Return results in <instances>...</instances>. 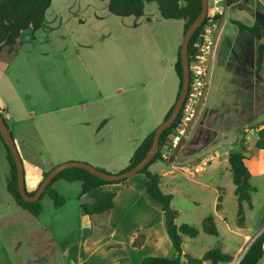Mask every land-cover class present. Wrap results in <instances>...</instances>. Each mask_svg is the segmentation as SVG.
Masks as SVG:
<instances>
[{
    "label": "rangeland",
    "instance_id": "rangeland-1",
    "mask_svg": "<svg viewBox=\"0 0 264 264\" xmlns=\"http://www.w3.org/2000/svg\"><path fill=\"white\" fill-rule=\"evenodd\" d=\"M59 1L64 3H58ZM93 1L97 4L93 5L95 3L90 0H53L52 6L57 12L60 9L70 13L75 10L76 14L78 12L85 19L89 17L85 14H91V8L88 12L83 11L87 2L93 3L91 7L94 9L98 4L102 8L104 6L102 0ZM223 2L221 0L219 4L221 9ZM107 4L108 1H105L102 15L104 21L100 23L91 25L88 21L81 27L77 23L59 24L56 29L60 30L55 38L37 34L35 40L32 39L20 48L22 59L4 75L0 84V97L8 107L12 105L14 110L10 108V115L14 119H21L22 116L15 114V108L19 105L26 106L27 103L31 107L29 109L36 111L33 112L35 120L17 124L18 130L0 105L23 162L31 156L38 163L40 158L48 169L65 162H84L109 174H119L130 165L135 138L148 137L158 128L168 99L178 82L171 64L182 45L184 22L162 18L157 4L152 3L145 9V16L150 21L132 18L128 23L125 18L110 14ZM214 6L210 2V8ZM68 12H60V15L68 19ZM223 20L224 25L222 24L214 51V69L216 67L218 72L223 69L226 64L224 59L228 58L230 65L242 72L235 74L233 86V93L237 96L235 101L239 100L228 102L227 111L222 115L230 112V116L236 119L238 107L242 111L247 102L241 100L242 95L251 99L256 95V100L253 99L251 105L246 104V109L254 111L257 120L260 116L264 117V64L260 72L256 64L259 42L249 33L242 32L232 21L250 27L260 23L264 34V0H240L237 7L223 14ZM54 21L53 15L48 21L49 25L53 26ZM105 23L109 25L106 29L99 26ZM220 24L221 21L216 24L215 32ZM67 32L70 33L67 35ZM24 34L27 36V33ZM27 54L34 56L28 59ZM57 54H64V58ZM11 59L12 56L8 53L0 55V74L6 72ZM226 79H222L225 85H222L223 89L229 83ZM56 84L60 86L62 104L51 98L55 93L52 86ZM73 85H77L79 90ZM222 94L225 95L224 92ZM93 100L94 103L90 104L89 101ZM40 111H50L51 115L48 119L43 118L37 114ZM136 118L139 131L130 123V120ZM215 119L207 120L201 131L205 140H215L210 148L219 144L222 147L224 142ZM256 120L248 122L240 119L239 146L245 139L242 135L246 129L264 126V122L256 125ZM34 122L40 125V130L31 127ZM224 125L229 126V123L224 122ZM94 130L109 134L111 138L107 142H115L114 147L109 145L110 148L96 151L95 154V150H89L91 144L99 142V139L92 140ZM191 131L188 137L195 136L197 132L195 129ZM252 138L249 137L250 155L252 148H255ZM202 143L199 134L196 136L193 154L179 157L176 161L179 168L185 167L183 171L189 174L188 177L180 171L162 180L163 192L174 196L172 208L180 213L176 224H187L200 232L197 238H184L185 264H188L189 257L202 258L215 247H221L225 254L236 260L252 241L253 237L246 242L245 235H253L264 218V175L259 174L263 167L255 161L254 155L251 158L255 171L253 183L257 193L253 196L254 208L245 210V228L237 224L238 201L228 164H225L227 171H221L224 210L222 215L217 213L215 189L219 186L216 181L202 179L206 167L213 162L211 157L202 159L208 154ZM31 152L43 153L44 159ZM169 156L170 154L167 158ZM194 158L198 163L193 167L191 162ZM102 159L106 161V165L110 163L121 170H105L102 168ZM152 172L160 173L159 167ZM10 175L7 151L0 140L2 264H140L146 257H177L166 231L165 214L161 205L148 196L147 178L144 174L140 173L121 183L135 192V199L125 193L118 194L114 210L92 216L91 219L86 217L82 205L90 204L92 200L88 195L81 196L80 182L71 185L61 181L58 192L65 197V206L56 209L53 200L45 196L41 201L42 214L34 217L22 210L9 194L7 183ZM206 181L210 189L205 187ZM171 183L175 186H169ZM208 216L215 218L219 236L204 233L203 222ZM113 235L125 240L126 245L118 246L115 241L111 243L109 239ZM132 241H135L134 245H131Z\"/></svg>",
    "mask_w": 264,
    "mask_h": 264
},
{
    "label": "trees",
    "instance_id": "trees-1",
    "mask_svg": "<svg viewBox=\"0 0 264 264\" xmlns=\"http://www.w3.org/2000/svg\"><path fill=\"white\" fill-rule=\"evenodd\" d=\"M109 12L121 18L135 17L141 18L145 14V9L148 4L155 3L161 16L166 20H179L184 22V35L193 22L198 18L202 12V0H108ZM238 1V0H233ZM53 0H0V55L8 53V55L15 57L22 46V34L28 30L38 32L44 25L47 11L52 5ZM223 18V14H219L213 18V23H219ZM209 18H206L203 25L197 30L191 40L189 46L190 63L196 54L195 45L199 41L201 34L208 25ZM232 24L237 26L241 31L247 32L257 39L259 42L257 49L256 64L258 71L263 70L264 64V34L260 23L254 26H247L238 21H232ZM176 72L180 78V88L178 97L180 95L183 85V68L181 57L179 53V60L176 64ZM177 97V99H178ZM174 106L168 113L166 119L173 112ZM1 111V109H0ZM182 119V112L177 121L169 127L161 137V145H164L170 135L174 134ZM10 130V129H9ZM256 131L258 140L256 148L264 152V126H257ZM13 135V133L11 132ZM155 131H153L135 151L129 167L123 172L130 170L137 166L146 156L153 145ZM0 140L7 151L8 161L11 166V175L8 179L7 190L14 198L16 204L24 211L29 212L34 217H39L43 212V205L41 203L45 196L51 198L56 209L65 206L66 199L54 187L55 183L63 180L66 182H80L82 185L81 196H92L93 202L91 204L82 205V210L87 216H95L111 212L116 206V194L114 192H102L101 188L107 185H118L122 182L110 183L101 180L90 172L80 169L71 168L61 172L53 183L47 188L41 200L35 203L26 202L20 195L18 188V176L14 157L6 144L3 142L0 135ZM247 151L246 139L240 143L239 149L230 153L229 164L231 167L233 184L235 186V195L238 201V220L239 227L245 226V206L250 210L254 208L253 196L257 193V188L251 183L252 174L246 166L245 153ZM157 162H166L164 156L158 153L154 160L146 167L141 174L146 175V191L148 196L156 203L160 204L166 218V231L173 247L177 253V257L171 259L167 257H146L140 264H185L183 261L184 254V237L197 238L200 234L199 230L193 226L183 224L177 225L176 219L180 213L172 208L174 196L172 194L164 193L162 190V177L150 171V167ZM50 172V171H49ZM49 172L43 174V178ZM34 195L35 192H28ZM222 197L219 198L217 209L221 210ZM264 224V218L262 220ZM203 231L210 236H219L218 227L213 216H208L203 222ZM264 231L251 244L240 264H264ZM234 258L225 254L221 247H215L206 252L202 258L189 257L188 264H204L210 262L212 264H229ZM125 264V263H122Z\"/></svg>",
    "mask_w": 264,
    "mask_h": 264
},
{
    "label": "crops",
    "instance_id": "crops-1",
    "mask_svg": "<svg viewBox=\"0 0 264 264\" xmlns=\"http://www.w3.org/2000/svg\"><path fill=\"white\" fill-rule=\"evenodd\" d=\"M90 1L95 3L93 0H90ZM105 1H108V0H102L103 5H104L103 8H102L101 4H98L96 6L97 8L95 7V9H94L91 7V5L93 3H88V2H87V6L86 5L83 6V11H85V12H88V10L91 8V11L89 12L91 14H88V13L85 14L86 16H89V17L85 18V19H87L86 21H85L84 17H81L80 15H78V12L76 14L75 10H72V12L70 13V12H68V10L60 9L57 12L56 10H54V8H53L54 5L52 2L53 6L51 5V7L49 8V11H47L48 16L46 15V20H45L43 27L38 32H33L32 30H28V31L24 32V33H27V36L24 33H23L24 35L22 34V37H21L22 46L24 44L30 42L32 39L35 40L37 34H44V35L52 36V38H55V34H58L59 30H60V29H56L59 24L62 26L63 24H66V23L67 24L73 23L74 25H75V23H77L79 25V27H81V26L85 25L88 21L91 22V25H93L94 23L97 24V23L104 21V19H102V15H103V10L105 9ZM58 3H64V1H59ZM239 3H240V0H238V1L228 0L227 7H225L224 2H223L222 13L225 14L226 12H228L229 9H233V8L237 7V5ZM96 4L97 3H95L93 5H96ZM108 4H109V1H108ZM108 4H107V8H108ZM98 9H99V11H98ZM66 11L68 13H70V15L68 16V19H65L63 15H60V12H66ZM53 15L55 17V21L53 22L54 25L50 26L48 21L50 20L51 17H53ZM132 18H135V17H128L125 19L129 23ZM141 18H142V20H138V21H144L145 22V21L151 20L150 18L148 19V17L145 16V14ZM136 19H140V18H136ZM222 21H223V25H224L223 18L221 20V23H222ZM99 26L104 28V29H106V26L109 27V25H107L106 23L103 25H99ZM30 31L32 32V34H29ZM69 33L70 32H67V35ZM183 38H184V30H183L182 44H183ZM181 47H182V45L179 46L176 55H174V57H173V63L171 64V67L174 68L175 71H176V64L179 60V53L181 51ZM27 55H28V59L31 58L32 56H34V54H27ZM57 55H59V57H61V58H64V54H57ZM20 58L21 57H20V51H19V53L15 57H13L11 59V61L8 63L9 65L6 68V72L3 74H0V84L3 81L4 75H7L12 70V67L17 65L18 60ZM224 60L226 61V64L223 65L224 68L221 69L219 72L217 71L218 69L216 67L214 69V66L212 64L213 68H211L210 82H209V86L207 88V94L205 97L203 108L201 109V112L198 115V118H197V120H196V122L192 128V131L194 129L197 131L195 133V136L192 135L191 137L186 138V141L183 144L180 152L178 153L177 156H175V158L172 161L170 160V156H169V158H165L166 162H157L150 167L151 172L154 168L159 167L160 173H155V172H153V173L161 176L162 180H163V178H165V177L167 178L168 176L175 175V173H178L180 171L184 175L187 176L188 173L183 171V168H185V167L179 168V166L176 164L177 163L176 161L179 157L184 158L186 156L193 154L192 151L194 149V144H196V136L200 134V138L202 139V142H203L202 146L207 148L206 150H208V152L206 151L208 154L205 157H203L202 159L206 160V158H208V157H211L213 159L212 160L213 162L209 163L208 166L206 167V170L203 172V173H205V176H202L203 177L202 179H206V180L211 179L212 181H216V184H218L217 186H219V187L215 189V193H216L215 194V200L218 201V203H219L220 197H222V201L224 200V195H223L224 193H222L223 192L222 190L224 188V187L222 188V182H223L222 176L223 175H222L221 171L226 172L227 169H226L225 164H228L229 165L228 171H230V173L232 175L231 167L229 164V156H230V153L232 151L239 149V141L241 138V135L239 133L240 119L243 118L244 121H248V122L256 120L254 111H250V110L246 109V107H247L246 104L251 105V101L253 99L256 100L255 99L256 95L253 97V99L247 98V96L245 94L242 95L241 100L244 102L247 100V102L245 103V107L243 108L242 111L239 108L240 106L238 107V113L236 114V116H237L236 119H233V117L230 116L231 115L230 112H228V114L226 113V115H222V114H224L225 111H227L226 106H227L228 102H238V100H239V99H237V101H235L236 94L233 93L234 92L233 86H234V81H235V77L237 75V72L239 74H241V72H242L241 69H236L237 67L236 68L232 67L230 65V63L227 61L228 58H226ZM212 69H213V72H212ZM176 74H177V72H176ZM224 76H226L225 78H227L226 81L227 82L229 81V83H227V88H225V89L222 88V85H223L222 79L225 80V78H223ZM228 76H229V78H228ZM73 86L77 90H79L77 85H73ZM223 86H225V85H223ZM59 88H60V86L58 84H56L55 86H52V89H54L55 93L52 94L51 98H52V100H55V101L60 102L62 104L63 98L61 97L62 93L60 92ZM179 88H180V78L178 77L177 85H175V87L173 88V93H171V95H172L171 98L169 97V99H168V104H167V107L165 109L166 111L163 114V118L161 119V121L158 123L157 126H159L166 119L168 113L170 112L172 107L175 105V103L177 101L178 93H179ZM44 91H46V89H44ZM223 92L225 93V95L222 94ZM236 98H237V96H236ZM94 101L95 100H93V102L89 101V103L93 104ZM0 105L2 106V111L7 114V117L9 120L13 121V126L16 128H17V124H20V123H23L26 121L30 122V121L35 120L36 116L33 114V112H36V111L33 109H29L31 107L28 106V103L26 104V106L25 105H19L18 108H15V114H19L20 116H22L21 119L20 118L14 119L13 115L12 116L10 115V110L11 109L14 110V109H13L11 104L8 107L4 103V101L2 100L1 97H0ZM38 113H39V115H42L43 118H46V119H48V117L51 115L50 111H47V112L44 111L42 113L40 111V112H37V114ZM216 116H218V117L216 118ZM137 119L138 118H136L134 120H130V123L132 124L131 126L134 127L136 131H139V130H137V129H139L138 128L139 124H138V122H136ZM210 119H213V120L215 119L216 126L217 125L219 126V130L222 133V140L224 141L222 143L223 144L222 147H220L221 144H219L216 147L210 148L211 144L213 142H215V140L214 139H212L214 141H211L210 139L205 140V137H203V132H201V131L204 130L203 126H206L207 120H210ZM256 121H257L256 125H259L260 123L264 122V117L260 116ZM224 122H226V124L229 123V126L224 125ZM38 125L39 124H37V123L35 124V122H34V124H32L31 127H33V129L35 128L36 130H40V127H39L40 125L39 126ZM156 129H157V127H156ZM155 130H153V131H155ZM93 134H94L93 138L91 135L92 140L99 139V142H95L94 144L90 145L91 147L89 150H95L94 154L96 153V151L100 152V150L101 151L105 150L104 148H107V147L110 148L109 145L114 147L115 142L114 143L113 142L112 143L107 142V139L111 138V136H109V134H105V133H102V132H99L96 130L93 131ZM243 136L245 137L246 143H247V151L245 153V156H246L245 163H246V166L248 167V169L250 170V172L252 174L251 183L253 184V186H255L253 183V179L255 177V171L253 169L254 163H253V158H251V157H252V155H254L256 157L255 161L258 162L263 167L262 172H260L259 174L264 175V152L262 150H259L256 148V142L258 140V134H257L256 129H254V128L246 129L245 133H244V135H242V137ZM250 136L253 137L252 143L255 146V148H252V151H251L252 154L251 155L248 152L249 149L251 148L250 147L251 144L249 142ZM137 138L138 137L135 138V141H134L135 143H133L134 153L147 137H143V139H137ZM91 152H93V151H91ZM194 153H196V152H194ZM31 154L32 155H38L44 159L43 153L31 152ZM198 159H200V158H198ZM197 161L198 160L194 158V161L192 160L191 165L194 167L195 164L198 163ZM101 162H102L101 164H103L102 168H104L105 170L114 171V172H118V170H121L120 167L114 166L110 163L108 165H106V161L104 159H102ZM24 164H25V170H26V188H27V190H30L28 192H35V191H37L38 187L40 186L41 182L43 181V174L45 172L51 171L53 169V167L48 169L46 167V163L44 162V160H41L40 158H39L38 163H35V161H33V158H31V156L28 157L26 159V161H24ZM201 175H202V173H201ZM173 179H174V177H173ZM61 181H63V180L56 182L54 185V187H55V189H57V191H59L58 190V184ZM68 183H70V182H68ZM74 183H76V182H72L70 184L72 185ZM169 186L173 187L175 185L173 183H171ZM205 187L208 189L211 188L209 186L208 182L205 183ZM235 189L236 188L234 186V193H235ZM81 190H82V188H81ZM101 191L102 192H114L116 194V199H117L118 194H122V193L127 194L128 197L133 198V199H135V196H136L134 194L135 193L134 191H131V189L129 187L122 185V184L107 185V186L102 187ZM88 196L90 197V199L93 202L92 197L90 195H88ZM218 203H217V205H218ZM217 205H216V211H217V213L222 215L224 208L222 207L221 210H218ZM221 205H222V202H221ZM246 209H249L247 205L245 206V210ZM86 217L91 219L90 216L86 215ZM245 226H246V223H245ZM245 226H244V228H245ZM263 230H264V227H263V223L261 221L259 228L253 231V233H252L253 235H250V234L245 235L246 242L247 241L249 242V239L252 237H253L252 238V241H253L259 234H261V232ZM109 241L111 243H113V241H115L114 243L117 244L118 246H121L122 244L126 245L125 240H123V239L121 240L119 238V236L117 238L116 235H113V237H111L109 239ZM134 242L135 241H132L131 245H134ZM239 251H241V250L239 249ZM238 252L236 254H238ZM207 263H210V262H205L204 264H207ZM0 264H2L1 258H0Z\"/></svg>",
    "mask_w": 264,
    "mask_h": 264
},
{
    "label": "water",
    "instance_id": "water-1",
    "mask_svg": "<svg viewBox=\"0 0 264 264\" xmlns=\"http://www.w3.org/2000/svg\"><path fill=\"white\" fill-rule=\"evenodd\" d=\"M225 7H227V2L228 0H223ZM209 0H202V12L198 16V18L193 22V24L189 27V29L186 31L184 38H183V44L181 47L180 51V57H181V63H182V68H183V85L182 89L180 92V95L174 105L173 112L171 115L165 119L155 130V136H154V141L151 149L149 152L146 154L144 159L134 168L127 170L125 172H121L119 174H109L107 172H104L102 170H99L98 168H95L87 163L84 162H65L63 164H60L58 166H55L48 174L46 177L43 178V181L41 182L40 186L38 187L36 193L34 195H30L27 191L26 188V172H25V164L23 162V159L20 155V152L18 150V147L16 145L15 139L13 135L11 134V131L9 130L8 125L5 122V119L2 115V112L0 111V135L2 137L3 142L6 144L10 152L12 153L15 164H16V170H17V176H18V188L21 197L29 203H35L41 200L43 194L46 192L47 188L53 183V181L56 179V177L63 171L71 168H80L84 169L93 176L104 180L106 182L110 183H116V182H122L125 181L129 178L134 177L135 175L140 174L146 167L150 165V163L154 160V158L157 156L158 153H161L163 156L170 154V160L172 161L175 156L178 155L180 152L183 144L186 141V138L188 137V134L190 133L195 120L197 119L201 108L203 106V103L205 101V97L207 94V88L210 82V75H211V68L213 64V57H214V51H215V46L217 43V38L218 35L221 31V27L223 24H220L219 28L215 32V36L213 39V44H212V50L210 54V71L208 73L207 77V86L205 88V91L203 93L201 102L199 103V106L197 107L195 116L192 120V122L187 126L184 136L181 138V140L178 142L176 147L173 149L171 152V145L174 142V134L170 135L168 138L167 142L164 145H161V137L163 133L171 127L179 118L184 103L187 99L189 89H190V82H191V75H190V56H189V46L191 43L192 38L194 37L195 33L197 30L203 25L205 22L208 12H209ZM264 231V230H263ZM262 231V232H263ZM261 232V233H262ZM260 235V234H259ZM258 235V236H259ZM258 236L250 243L249 247L251 244L258 238ZM249 247L247 248L246 252L248 251Z\"/></svg>",
    "mask_w": 264,
    "mask_h": 264
},
{
    "label": "built area",
    "instance_id": "built-area-1",
    "mask_svg": "<svg viewBox=\"0 0 264 264\" xmlns=\"http://www.w3.org/2000/svg\"><path fill=\"white\" fill-rule=\"evenodd\" d=\"M209 1L213 2L215 6L210 8L209 4V12L207 16V18H209L208 25L205 27L204 32L201 34L199 41L195 45L196 54L192 63H190V89L182 109L181 122L174 133V142L171 145V149H174L184 136L187 126L192 122L195 116L197 107L201 102L203 93L207 86V77L210 71V54L213 44V35L216 29V24L213 23V18L222 13V9L219 7L221 0ZM167 155H164V158H167ZM245 254L246 250L245 252H242L236 260L232 261L231 264H240Z\"/></svg>",
    "mask_w": 264,
    "mask_h": 264
}]
</instances>
